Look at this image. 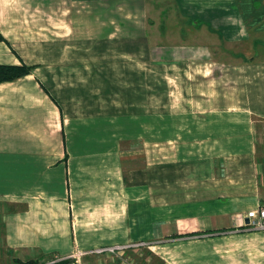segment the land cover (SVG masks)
<instances>
[{
  "label": "crops",
  "instance_id": "0c3cea01",
  "mask_svg": "<svg viewBox=\"0 0 264 264\" xmlns=\"http://www.w3.org/2000/svg\"><path fill=\"white\" fill-rule=\"evenodd\" d=\"M158 4L197 39L109 35ZM0 34L31 70L0 83V264H264V0H0ZM122 56L161 86L124 90Z\"/></svg>",
  "mask_w": 264,
  "mask_h": 264
},
{
  "label": "rangeland",
  "instance_id": "374dc122",
  "mask_svg": "<svg viewBox=\"0 0 264 264\" xmlns=\"http://www.w3.org/2000/svg\"><path fill=\"white\" fill-rule=\"evenodd\" d=\"M161 4H164V3H161ZM161 4H158L157 6H155L156 13L154 15H144L140 18V22L138 21V18H135L132 16L106 17V18H104L106 20L107 26H109L110 28L113 27V29L117 28V30H119V31H116L117 33L113 32V33H109V35H111V37H113L115 35L118 36L119 32L121 31L122 35L126 37V35L129 33V31L136 32V30H137L136 34L139 37H141L140 38L141 40L148 42L149 48L155 47L156 49H158L160 51H161V47H163L164 45L170 44L171 42H173V43L178 42L179 37L181 35L183 36L182 38L183 39L186 38L187 41H195L197 39V37H195V33L186 32V31H188L187 26L200 24L201 23L200 19H203V18L178 16V13L174 14V12H172L170 10L169 11L166 10L165 12L161 9L157 10L161 6ZM100 19L102 20L103 18H100ZM138 24H140V25H138ZM118 25H120V27L122 26L123 29L118 27ZM179 25L184 26L182 29L183 33H179L177 31V28L179 27ZM133 32H130V33H133ZM79 33L82 37H84L85 32L79 31ZM110 38H107V40H110ZM198 39L201 42H203L204 40H206V37L205 36L204 37L199 36ZM200 41H198V42H200ZM127 50H128L127 48L123 49V53H122L126 58L128 57V52H131V51H127ZM108 53L110 55H112L111 51H108ZM123 58L124 57L122 56V59ZM126 58H124V62L122 63L123 64L122 65V67H123L122 78H124V84H123L124 90H128V89L133 88V90H138L139 92H143L152 84H154L156 89L158 88V86H161V84H162L161 78L162 77L160 75H158L157 73L148 74L147 70L145 69L146 67L143 65V62L142 63L140 62L139 64H135L134 66H128L127 65L128 60ZM136 58L143 59L144 56L139 53ZM132 71L135 72L137 78H134L133 80L128 81V75L131 74ZM128 82H129V84H128ZM148 83L151 85H148ZM143 99H144V97H143ZM135 252L136 251L127 253L126 255H124V259L132 257L130 259L134 260V261L136 259L138 264H158L157 261L154 259V257L147 253L148 251L147 252H146V250L143 252L141 251L140 257H136L138 255L134 254ZM125 253L126 252H124L123 254H125ZM128 256H130V257H128ZM103 258L110 260V262L112 264L118 263L117 256H115V255L112 256V254H110V255L103 257ZM133 258H135V259H133ZM74 260L63 259V260H59L55 263H47L46 260H44V261H40V262H38V261L27 262L24 264H71V263L83 264L82 260L80 261V259H78V258H76L75 261ZM91 261L92 260L89 259V264H91L90 263Z\"/></svg>",
  "mask_w": 264,
  "mask_h": 264
},
{
  "label": "built area",
  "instance_id": "2783aa9c",
  "mask_svg": "<svg viewBox=\"0 0 264 264\" xmlns=\"http://www.w3.org/2000/svg\"><path fill=\"white\" fill-rule=\"evenodd\" d=\"M248 219V223L245 225L246 231H264V206L259 207L257 210H251L246 215ZM132 246H114V247H107V248H100L94 251L97 255H109V254H116L122 253L126 251V249L131 248ZM76 259V258H75ZM122 264H138L137 261L131 260L130 258H126L122 261Z\"/></svg>",
  "mask_w": 264,
  "mask_h": 264
},
{
  "label": "trees",
  "instance_id": "16d2710c",
  "mask_svg": "<svg viewBox=\"0 0 264 264\" xmlns=\"http://www.w3.org/2000/svg\"><path fill=\"white\" fill-rule=\"evenodd\" d=\"M0 41H3V37L0 34ZM30 68L21 64V65H0V83L2 82H11L16 79L22 78L30 73ZM74 264V263H71Z\"/></svg>",
  "mask_w": 264,
  "mask_h": 264
}]
</instances>
